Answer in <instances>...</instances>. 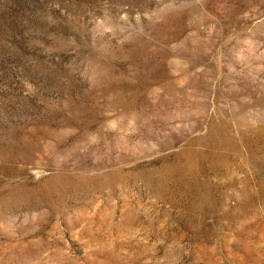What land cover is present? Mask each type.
<instances>
[{"label": "rangeland", "instance_id": "rangeland-1", "mask_svg": "<svg viewBox=\"0 0 264 264\" xmlns=\"http://www.w3.org/2000/svg\"><path fill=\"white\" fill-rule=\"evenodd\" d=\"M0 264H264V0H0Z\"/></svg>", "mask_w": 264, "mask_h": 264}]
</instances>
